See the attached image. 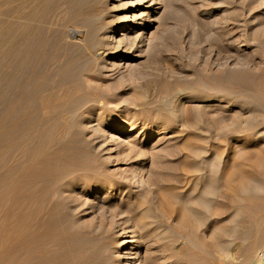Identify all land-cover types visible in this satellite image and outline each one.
<instances>
[{"label": "rangeland", "instance_id": "1", "mask_svg": "<svg viewBox=\"0 0 264 264\" xmlns=\"http://www.w3.org/2000/svg\"><path fill=\"white\" fill-rule=\"evenodd\" d=\"M145 22L140 39H130L139 56H90L75 76L69 119L54 125L31 167L15 171L41 126L0 127V264L264 261V212L245 238L244 214L229 201L245 176L264 188V0H156ZM75 34L67 29L69 42ZM63 138L73 143L64 148ZM262 189L254 199L264 206ZM159 191L211 207L197 210L191 229ZM142 208L161 229L143 238L132 262L119 243ZM162 228L179 234L165 241Z\"/></svg>", "mask_w": 264, "mask_h": 264}, {"label": "bare ground", "instance_id": "2", "mask_svg": "<svg viewBox=\"0 0 264 264\" xmlns=\"http://www.w3.org/2000/svg\"><path fill=\"white\" fill-rule=\"evenodd\" d=\"M155 2L156 0H0V103L3 105L0 112V127L4 128L8 122L11 123V126H16L17 123H23L28 119L36 125V128L41 126L30 142L33 143V146L24 163L18 162L15 171L19 172L24 168L31 167L35 159L38 158L37 153L39 152L42 156L40 150L45 152L46 147L44 146L49 140L52 129L57 126L56 124L65 123L67 119L65 111H67L69 103H74L71 101L76 99L79 86H81L79 85L80 80L78 79L79 82H77L75 76L79 74L84 65L91 62L90 56L100 59L110 54L122 55L127 52L129 55L126 58L140 55L141 49L130 39L132 37L134 40L140 39L143 29L147 26L145 21L149 12L153 10ZM137 19H139L138 22ZM69 27H73L76 31V38L72 42L67 39ZM121 28L124 30L123 33L119 32ZM131 32L134 34L133 36H130ZM90 75L87 76L88 81L93 80ZM87 85L89 86V84ZM10 86L13 91L11 94L5 95L3 89L7 87L11 89ZM72 122L75 127L84 124V122L82 124V120ZM20 127L18 126L19 129H21ZM81 127L83 128V126ZM11 130L13 131V128ZM59 143L63 146L67 141L63 138ZM67 144L71 145L69 142ZM28 146L26 149L29 148ZM261 180L251 176L243 177L232 188L233 195L229 198L230 203L236 206L235 212L244 214L243 225L241 224L242 228L240 227L239 233L246 236L245 238L250 233H254L262 221L260 218L263 214L262 211L264 212V206L259 204L260 202H256L260 201L256 197L263 188ZM210 184L208 185L210 186ZM166 190L168 189L164 191ZM208 190L209 193L212 192L211 189ZM158 193L164 199L166 210L170 211L168 202H171V199L177 204L178 211L175 210L176 208L173 211L179 212L178 219L190 228L197 222L195 220L197 210L202 208L206 211L210 206L206 199H197L195 195V197L184 198L169 191L163 192V195L160 191ZM198 197L200 196L198 195ZM237 213H235L236 216ZM145 217L146 210L144 208L137 213L134 212L133 223L123 230V232L131 234L122 238L119 243L122 249L120 257L123 254H130L126 258H132V262L136 261L139 258L138 246L142 244L143 238H150L155 233L159 234L161 228L156 232L159 227L150 225L148 218ZM165 228H162L161 231L164 240L168 237L177 238L179 232H170ZM189 233L191 234V232ZM219 237L221 239V236ZM238 238L240 239V237ZM214 239L218 240L219 238ZM133 244L136 247L131 251ZM221 249L219 248V250ZM177 258L170 260L169 263L176 264ZM163 261H165L164 258ZM252 264H264V261L257 258Z\"/></svg>", "mask_w": 264, "mask_h": 264}]
</instances>
